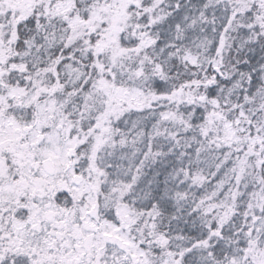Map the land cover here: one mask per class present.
I'll use <instances>...</instances> for the list:
<instances>
[{
  "label": "snow or ice",
  "instance_id": "snow-or-ice-1",
  "mask_svg": "<svg viewBox=\"0 0 264 264\" xmlns=\"http://www.w3.org/2000/svg\"><path fill=\"white\" fill-rule=\"evenodd\" d=\"M0 264H264V0H0Z\"/></svg>",
  "mask_w": 264,
  "mask_h": 264
}]
</instances>
